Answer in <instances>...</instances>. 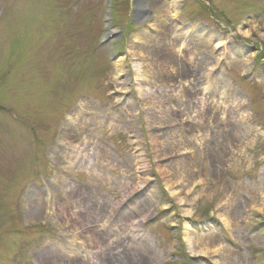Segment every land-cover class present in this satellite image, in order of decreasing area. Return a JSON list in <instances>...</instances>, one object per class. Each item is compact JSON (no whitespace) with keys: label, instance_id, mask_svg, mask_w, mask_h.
Returning <instances> with one entry per match:
<instances>
[{"label":"rangeland","instance_id":"obj_1","mask_svg":"<svg viewBox=\"0 0 264 264\" xmlns=\"http://www.w3.org/2000/svg\"><path fill=\"white\" fill-rule=\"evenodd\" d=\"M0 264H264V0H0Z\"/></svg>","mask_w":264,"mask_h":264},{"label":"bare ground","instance_id":"obj_2","mask_svg":"<svg viewBox=\"0 0 264 264\" xmlns=\"http://www.w3.org/2000/svg\"><path fill=\"white\" fill-rule=\"evenodd\" d=\"M189 250L191 251V252H195L196 250L194 249V246H193V243H189ZM203 254H205L206 252H202Z\"/></svg>","mask_w":264,"mask_h":264}]
</instances>
